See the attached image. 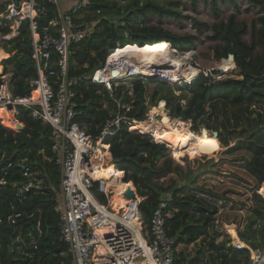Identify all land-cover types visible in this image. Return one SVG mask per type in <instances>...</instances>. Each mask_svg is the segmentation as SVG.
<instances>
[{"label": "trees", "instance_id": "obj_1", "mask_svg": "<svg viewBox=\"0 0 264 264\" xmlns=\"http://www.w3.org/2000/svg\"><path fill=\"white\" fill-rule=\"evenodd\" d=\"M38 3L45 7L48 19L54 16V7L46 0ZM183 5H187L186 10L191 15L180 10ZM87 11L83 22L93 27L89 38L72 49L69 73L73 77L89 74L100 67L117 45L127 46L123 50L134 48L151 54L146 45L159 44L154 48L161 47L162 50L166 49L167 43L184 49L196 47L198 40L203 38L209 42L203 65L212 68L211 74L219 75V78L213 80L201 74L190 86L179 88L189 95L185 107L180 103L172 106L171 98L160 94L161 83L154 78L133 80L131 96L122 86L117 87L114 94L121 106L128 104L130 107L129 111L121 110L129 120L144 121L149 101L154 106V103L166 100L170 116L179 119L181 125L191 122L192 132L199 131L200 127L215 131L224 147L228 146L229 138L241 139L224 152V159L217 163L211 161L208 167L191 175L188 174V154L199 155L197 151L181 149L171 154L163 143L154 142L148 135L128 131L126 127H122L116 136L107 138L105 144L109 145L112 165L120 177L124 174L123 183L119 181L116 187L120 196L123 197L126 191L133 192L134 186L137 195L143 199L140 211L146 224L162 200L176 210L166 226L167 236L175 240L173 264H199L203 257H208L211 264H249L247 250L232 248L224 227L236 224L240 228L247 221V230H239L238 237L251 248L264 249V199L258 194L264 185V0H124L123 3L92 0ZM201 15L207 19L200 21ZM183 20L191 21L195 34L186 32L178 36L165 28V22L175 21L182 25ZM7 31L0 29L1 33ZM202 31L204 34L201 35ZM10 43L13 50L6 52L8 54L24 48L26 27L21 36ZM27 55L29 52L22 50L5 60H15L17 82L20 83L35 76L33 70L23 65L24 61L30 64L25 58ZM230 56L234 59V70H217L216 67ZM224 66L223 69L231 63H224ZM75 91L80 112L76 121L86 134L95 138L117 110V103L110 100L101 86L82 85ZM0 119L5 122L0 123V179L8 183L0 193V217L3 219L0 224V264H7L9 259L11 264H72L67 245L60 241L57 217L53 212L59 172L51 152V128L34 121L23 111L19 115V122L23 124L21 132H14L11 127L13 118L3 120L0 116ZM192 132L189 135L204 141L203 147L190 146L192 149L207 146L205 137L215 141L210 136ZM22 159L45 176L48 186L53 188L46 195H28L23 205L17 207L27 216L19 220L17 226L24 239L18 248L27 255L18 252L17 247L9 252L17 233H13L14 226L6 222L12 213L10 203L15 199L12 184L24 182L19 173ZM9 162L15 166L4 175L1 167ZM118 173L114 170L111 177L106 174L110 183L117 182ZM165 180L168 186H163ZM38 219L42 235L34 249L25 234ZM215 223L221 228L219 232L214 230ZM211 233L212 238L205 243ZM219 237L221 241L216 244Z\"/></svg>", "mask_w": 264, "mask_h": 264}, {"label": "built area", "instance_id": "obj_2", "mask_svg": "<svg viewBox=\"0 0 264 264\" xmlns=\"http://www.w3.org/2000/svg\"><path fill=\"white\" fill-rule=\"evenodd\" d=\"M70 1L74 4L70 2L64 7V0H46L54 7V16L48 19L47 11L38 3L39 0H0V29L8 30L0 32V43L17 40L26 27L27 43L31 44L27 56L35 72L33 78L20 83L14 67L9 66L5 70L0 65V110L12 115L13 125L21 123L19 115L23 111L34 121L51 128V152L59 172L53 212L57 217L60 241L67 245L72 264H173L175 240L167 236L166 226L174 218L176 210L162 200L146 224L140 211L143 199L137 195L134 186V197L126 198V191L122 196L128 201L123 208H115L109 200L112 188L107 179L99 176L102 167L114 166L106 139L116 136L122 127L132 131V124L138 122L125 117L121 110L129 111L130 107L121 106L114 93L117 87L133 80L146 81L156 77L158 82L175 87L179 84L182 88L190 86L201 74L213 80L219 75L213 76L211 72L196 71L191 67L194 73L187 78L181 75L176 81L161 69L149 74L139 73L124 56L119 55L125 46L111 52L104 63L89 74L70 76L72 49L89 38L93 27L79 20L92 0ZM82 85L101 86L110 100L117 103V110L95 138L86 134L76 121L80 112L75 101V89ZM153 119L160 118L149 117L146 121ZM19 165L24 182L12 184L15 199L10 203L12 213L6 218V222L14 226L13 233H17L14 241L17 248L24 242L23 235L17 230L18 221L27 217L17 207L23 205L30 194L46 195L48 190H53L46 177L34 166L25 163L24 159ZM14 166L9 162L1 167V171L6 175ZM120 183H123V177ZM7 184L5 179H0V193ZM25 235L36 249L35 243L42 235L39 219L26 230ZM232 245L235 250H247L249 264H264V250H252L240 241ZM18 252L27 255L19 248ZM199 264L211 262L208 257H203Z\"/></svg>", "mask_w": 264, "mask_h": 264}, {"label": "rangeland", "instance_id": "obj_3", "mask_svg": "<svg viewBox=\"0 0 264 264\" xmlns=\"http://www.w3.org/2000/svg\"><path fill=\"white\" fill-rule=\"evenodd\" d=\"M120 2H124V0H119ZM67 3V2H63V6L64 4ZM72 4H74L73 1H71ZM187 8V5H183L180 7V10L184 13V14H187V15H191V12H189L188 10H186ZM88 15V11L86 12H83V14H81V18L79 20L83 21L85 20V18L87 17ZM207 18L203 15L199 16V20L201 21H205ZM165 28L169 31H171L173 34H176L178 36H183L184 33H192V34H195V31L193 29V26L191 24V21L190 20H183L182 21V25L180 24H176L175 21H169V22H165ZM204 34V31L201 32V35ZM125 37H127V34L125 33ZM199 38L201 39V36H199ZM156 45H159V44H152L150 46L147 47V50L148 51H152L151 54L149 52H145V51H138V50H135L134 48H131V50H134L135 52L137 53H141L143 56L147 57L150 61V63H153L155 62V60L157 59L158 55L159 54H167L168 57L170 59H172L174 62H179V64L181 65L182 69H184L183 71H181V73L184 75V76H189L192 72L194 73L195 71L193 69H195L196 71H205V72H210L212 70V68L210 67H205L203 65V61H204V57L206 56L205 55V52L208 50L209 48V42L208 41H205V39L203 38L202 40H198V43H197V48L196 47H187V48H184V49H179L178 47H172V45H169L167 44L166 47H167V50L166 49H159L161 47H158V48H154V46ZM153 46V47H152ZM131 47H133V45H131ZM123 47H120L119 45L116 46V49H122ZM140 48V47H138ZM115 49V50H116ZM158 49V50H157ZM0 50H2L3 52H11L13 50V46L11 43H8V42H1L0 43ZM114 50V51H115ZM127 50V49H126ZM126 50H123V51H126ZM129 50V49H128ZM112 51V52H114ZM122 51V52H123ZM155 52V55H152L153 53ZM14 52H12L11 54H9L10 57L14 56L13 54ZM20 53V52H19ZM2 55V54H0ZM152 55V56H151ZM3 56H6L5 54L0 56V59H3ZM19 57V56H18ZM26 59H28V56H25ZM2 62H0V65L3 66V69L7 70V67H15L14 66V61L15 60H12L11 62H7L5 60H1ZM224 63H228L227 60H224L222 61V63L216 67L217 70L220 69L222 72H230V71H233L235 66L234 64H231V66H226L225 69H227V71H223L222 68H224ZM193 69H191V68ZM181 69V68H180ZM156 79V77H155ZM160 86H159V89H160V94L162 96H165V98L167 97L168 98H171V102H172V106H174L175 104L177 103H180L182 105V107H185L188 100H189V95L188 93L183 90V89H179L180 88V85L178 84L179 87H175L174 85H171L169 83H163V82H160ZM185 86V85H184ZM188 85H186L187 87ZM125 91H128L129 95L132 94V91H131V83H128L126 85H124L122 87ZM184 88V87H183ZM151 92V90H149ZM123 93V92H122ZM122 96V95H120ZM147 98L149 99V97L147 96ZM165 103V109H164V113L171 119H175L174 117L170 116V107L167 106V103H166V100H160L158 101L157 103H154V106H157L159 103ZM128 104L124 105V106H127ZM150 112H151V105H150V101L148 102V112L147 114L145 115V120L146 121L149 117H150ZM160 119H162V117H158ZM179 120V119H178ZM181 121V120H180ZM0 123H5V122H1ZM7 124V123H6ZM21 124V123H19ZM9 125V124H8ZM17 125V124H16ZM16 125L13 126V130L14 132H18V128L16 127ZM23 126V124H21ZM133 125V124H132ZM12 126V125H11ZM19 126V125H17ZM135 126V125H134ZM134 126H131V127H134ZM202 128L204 127H200L199 131H196V132H192L191 130V122H189V129L192 133L196 134V135H207V136H210L211 138H213L215 141L213 140H209L207 137H205V140L207 141V146H205L204 148H198V149H192L190 146H199V147H203V144H204V141L203 139H199V138H196V141H198L197 145H194V144H191L190 146H187V145H177L173 150H171V148H169L167 145H165L168 149H169V152L171 154L175 153L176 150H181V149H185L189 152H193V151H197L199 153V155H195V156H189L190 158V168L188 169V174L190 173L191 175H195L199 169L202 170V168L204 169L207 165H209L208 163L209 162H213V163H217L219 162L220 160L224 159V146L223 144L219 141L218 137H213L212 136V133L215 132V131H212V130H207V132L204 131V133H201V130ZM131 130V129H130ZM135 133H140L139 131H133ZM142 134V133H140ZM178 136V135H176ZM232 139L229 138L228 142L230 143ZM162 144V143H161ZM211 149V150H210ZM204 150L206 152H204ZM209 150V152H208ZM184 151V150H183ZM186 152V151H185ZM226 152V151H225ZM99 155V154H98ZM208 167V166H207ZM117 170V168H116ZM121 172V171H120ZM118 173V172H117ZM119 176H118V179H117V182L115 184H109L110 187L112 188V191H114V188L113 187H117V183L118 181H120V179L124 176V174L122 173V176L120 177V173H118ZM110 178H108L109 180ZM178 178L176 177L175 180H177ZM111 180V179H110ZM163 183V186H168L169 184L167 183V181H162ZM179 184L181 183V181H178ZM110 183V181L108 182ZM132 183V182H131ZM213 185H215L216 183L215 182H212ZM133 185V184H132ZM134 190V189H133ZM111 191V192H112ZM113 193V192H112ZM259 194V192H258ZM113 195V194H112ZM111 195V196H112ZM261 195V194H260ZM109 196V197H111ZM264 198V197H263ZM128 199H125L124 201L126 202ZM236 200V199H235ZM114 202L117 203L116 200H114ZM113 203V202H112ZM116 207V204H114ZM118 207V206H117ZM123 207V205L121 206ZM248 220V219H247ZM233 225H236V224H233ZM225 226V225H223ZM228 226V225H227ZM247 221H245V223L243 224L242 227L238 228V231H245V228L247 230ZM236 227H238L236 225ZM226 229V227H224ZM217 232H219L221 230L220 226H218L217 223H215V229ZM213 236V233L210 234V237L207 238V240H205V243L209 241V239H211ZM218 240H221V238H217L215 240V243L218 242ZM201 243V242H200ZM198 243V244H200ZM204 244V243H202Z\"/></svg>", "mask_w": 264, "mask_h": 264}, {"label": "bare ground", "instance_id": "obj_4", "mask_svg": "<svg viewBox=\"0 0 264 264\" xmlns=\"http://www.w3.org/2000/svg\"><path fill=\"white\" fill-rule=\"evenodd\" d=\"M146 46H150V45H146ZM0 54L4 55V53L1 51ZM119 55L122 57L124 56L126 62H128L131 66H134L136 71L139 73L142 72L144 74H149L150 72H154L161 69L163 71H166L167 73L166 76L168 77L170 76L172 78L171 79L172 81H176L177 79H179L178 78L179 76L183 75L180 70L183 71L184 69H182L179 62H174L172 59L168 57L167 54H162V53L159 54L157 59L153 63H150L149 59L143 56L141 53H137L131 49L121 52ZM187 77L188 76H186V78ZM164 109H165V103L163 102L159 103L157 106H151L150 117L151 118L162 117V119L159 120L153 119L151 122L144 121L143 123L140 122L134 123L132 126H134L135 124L137 125L131 127V130L139 131L145 135H149L153 137V139L156 142L159 141L167 145L169 148H171V150H173L177 145H187V146H190L191 144L197 145L198 141H196V138L192 135H189L190 133L189 124L181 125L177 119L169 118L164 113ZM0 116H2L5 119L13 118L11 114L1 110H0ZM98 154H101V150L98 152ZM103 155L106 156L108 154L106 155L103 154ZM99 172H100L99 176L107 180L109 176L111 177L114 175V170L110 165L102 167ZM103 172H107L106 174L109 176L103 177L102 176ZM109 181L110 179L108 180V182ZM118 184L119 181L117 185ZM113 188L115 190L113 191V195L109 198L110 203L112 204V202L116 200L118 203L117 206L119 208H123L128 200L124 203L123 207H121L122 206L121 198L124 199L125 197L120 196V192L118 188L116 187ZM260 194L264 197V185L262 190L260 191ZM117 206L115 208H118ZM233 237L236 238V236Z\"/></svg>", "mask_w": 264, "mask_h": 264}, {"label": "water", "instance_id": "obj_5", "mask_svg": "<svg viewBox=\"0 0 264 264\" xmlns=\"http://www.w3.org/2000/svg\"><path fill=\"white\" fill-rule=\"evenodd\" d=\"M30 48H31V44H30V42H28L24 48H19L18 52L16 51L13 54L14 55H17V53L21 52L22 50H24L25 52H28L30 50ZM227 61H228V63L234 64L233 56H230ZM23 65L26 66L30 70L33 69V67L30 66L27 61H24L23 62ZM17 86H18V92H19L20 91L19 84ZM17 128H18V132L23 131V126H17ZM204 131L207 132V129L206 128H202L201 133H204ZM212 136L217 138L218 137V133L217 132H213L212 133ZM239 141H241V139H239V138H232V140L230 141V143L228 144V146L224 147V152L227 151L229 148L233 147L234 145H236L237 142H239ZM204 152H206V151L204 150ZM208 152H209V150H208ZM132 197H134V193L131 192V191H127L126 198H132ZM19 241L22 242V239L19 238ZM15 245H16V242H14L9 247V252H11V250L15 247ZM7 264H11V260L10 259L8 260Z\"/></svg>", "mask_w": 264, "mask_h": 264}, {"label": "crops", "instance_id": "obj_6", "mask_svg": "<svg viewBox=\"0 0 264 264\" xmlns=\"http://www.w3.org/2000/svg\"><path fill=\"white\" fill-rule=\"evenodd\" d=\"M64 2H67V3H65L64 4V7L66 6V5H68L71 1L70 0H64ZM1 52H3L2 50H0ZM6 56H3V59H0V62H1V60H6L7 58H9L10 56H9V54L8 53H5V52H3ZM0 56H2V55H0ZM1 120V119H0ZM3 120H9V119H3ZM1 122H3V121H1ZM144 121H142V122H140V123H143ZM13 125V124H12ZM17 125H19V123H17ZM17 125H16V127H17ZM137 124H135V126H136ZM14 126V125H13ZM13 126H11L12 128H13ZM19 126H21V125H19ZM111 166V165H110ZM112 168H113V170H115V172L117 173V170H116V168H115V166H112ZM106 173L107 172H103L102 173V176L103 177H106L107 175H106ZM110 185L112 184V182L111 183H109ZM259 195H260V192H259ZM262 198H263V196L262 195H260ZM122 199V198H121ZM264 199V198H263ZM121 203H122V205H124V203H125V201L124 200H121ZM114 204H116V206H117V204L118 203H116V202H114L113 201V203H112V205H114ZM115 206V205H114ZM226 231L228 232V234H229V236H230V239H231V247L233 248V245L232 244H235L236 242H238V241H240V242H243L239 237H238V227H236V225H231V226H226ZM234 235H233V234ZM233 236H236V238H234ZM221 240H218V242L217 243H219ZM216 243V244H217ZM244 244H246L245 242H243ZM247 245V244H246ZM249 246V245H248ZM250 247V246H249ZM251 248V247H250ZM252 250H259V251H262V250H264V249H254V248H251Z\"/></svg>", "mask_w": 264, "mask_h": 264}, {"label": "clouds", "instance_id": "obj_7", "mask_svg": "<svg viewBox=\"0 0 264 264\" xmlns=\"http://www.w3.org/2000/svg\"><path fill=\"white\" fill-rule=\"evenodd\" d=\"M139 47V46H138Z\"/></svg>", "mask_w": 264, "mask_h": 264}]
</instances>
